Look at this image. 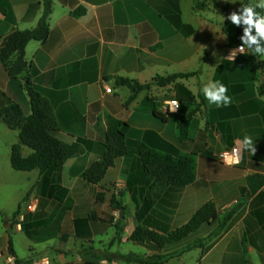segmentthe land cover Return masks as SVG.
Instances as JSON below:
<instances>
[{
	"label": "crops",
	"instance_id": "crops-1",
	"mask_svg": "<svg viewBox=\"0 0 264 264\" xmlns=\"http://www.w3.org/2000/svg\"><path fill=\"white\" fill-rule=\"evenodd\" d=\"M245 1L51 0L48 38L25 50L30 72L11 78L8 65L0 63V103L19 104L29 115L28 77L53 108L58 125L53 135L80 144L83 152L59 173L15 171L11 151L19 131L0 122V264H17L7 259L10 242L18 264L41 257L52 264H140L125 261L128 255H171L165 264H264V56L255 59L247 47L243 53L229 47L223 31ZM44 9L45 0H0V39L34 29ZM258 44L264 49V38ZM190 73L197 75L136 93L117 82L145 85ZM210 80L227 87L229 106L217 107L204 97L202 87ZM177 85L195 96L194 106L184 91L177 93ZM177 97L181 107L168 113L163 103ZM148 100L165 119L143 108ZM111 119L128 125L132 146L193 157L195 181L168 186L157 196L155 178L141 157L131 154L119 158L99 184L88 183L84 172L102 159ZM186 123L187 137L181 139L179 127ZM245 136L253 140L255 153L242 151L236 166L221 163L218 155ZM22 153L29 157L33 150L23 146ZM31 197L39 199L38 207L25 214L19 230L16 213ZM209 203L218 219L178 244L159 250L130 239L139 225L168 235ZM233 211L222 228L220 221Z\"/></svg>",
	"mask_w": 264,
	"mask_h": 264
},
{
	"label": "trees",
	"instance_id": "trees-1",
	"mask_svg": "<svg viewBox=\"0 0 264 264\" xmlns=\"http://www.w3.org/2000/svg\"><path fill=\"white\" fill-rule=\"evenodd\" d=\"M251 6L256 13L257 19L264 17V7L260 4L255 5L250 0H246L242 10L237 13L243 16L244 8ZM52 13L51 0H45V9L43 16L37 26L31 30H14L0 39V63L8 65V74L11 78H17L30 72V65L25 59V50L32 41L44 42L49 36V19ZM81 12H77L79 15ZM248 26L241 21L240 24L233 23L228 19L223 25V31L228 37L229 47L244 46L247 47L253 58L257 59L255 49L257 45L251 48L245 43V29ZM251 35L256 36L255 28L251 30ZM258 43L262 38L257 37ZM12 60V61H11ZM11 61V62H10ZM10 62V63H9ZM197 73L176 74L168 77H157L149 84H139L124 78H117L120 86H126L133 92L149 90L151 86H167L175 83L179 79H187L196 76ZM30 101V114L26 115L23 108L14 102L0 103V122L4 123L11 130L19 131V143L12 147L11 165L15 171L31 172L39 170L40 173L57 172L59 173L65 163L83 152L80 144L68 145L58 140L53 131L57 129V119L49 101L32 87L30 79L26 77L24 86ZM177 93L184 91L189 98V103L194 106L195 96L182 85L176 86ZM204 102V97H202ZM180 103L182 99L176 98ZM150 105L143 107L159 118L165 119V115L158 111L157 105L153 100H148ZM194 114V113H193ZM128 125L111 119L108 122V130L104 137L105 153L100 161L93 162L84 172V179L91 184H99L105 177L107 171L112 168L119 158L136 154L141 157L144 170L155 178L154 186L159 196L168 186L183 187L195 181L196 161L193 157H179L162 154L149 150L145 146H132L127 141L126 128ZM181 139L187 137L188 123L179 127ZM23 146L33 150L29 157H24L22 153ZM28 198H26L27 200ZM113 206L120 210L121 204L113 200ZM19 210L16 213H19ZM234 211L227 214L221 221V227L224 228L234 215ZM218 219V213L214 204L209 203L200 208L184 226L175 229L168 235H160L148 230L143 226H138L130 237L131 241L140 245L154 244L157 249L162 250L166 245L178 244L186 240L190 235L199 231L205 225ZM9 251L12 255L14 250L10 242ZM171 255H154L151 257L140 258L134 255L124 256L127 262H136L140 264H165ZM16 263H20L16 260ZM31 262L27 263L30 264Z\"/></svg>",
	"mask_w": 264,
	"mask_h": 264
},
{
	"label": "clouds",
	"instance_id": "clouds-1",
	"mask_svg": "<svg viewBox=\"0 0 264 264\" xmlns=\"http://www.w3.org/2000/svg\"><path fill=\"white\" fill-rule=\"evenodd\" d=\"M264 7V5H261ZM258 13L254 11L251 6L244 8L243 16H238L233 13L229 19L235 23L240 24L243 21L248 27L245 29V43L251 48L252 45H257L255 49V54L264 56V49H261L258 44L259 38H264V17L257 19ZM222 19H224L222 17ZM255 28L256 36L251 35L252 28ZM240 52L243 53V47L240 48ZM235 51L232 52L230 56L227 57L228 60L234 61ZM202 92L204 97L208 100L210 104H215L217 107H227L231 104V97L227 94V87L220 81H208L202 87ZM179 101L169 102V107L172 112H175L179 108ZM244 150L250 151L252 154L255 153L256 148L254 146L253 140L249 136H245L241 142H239L238 148L234 149L231 156L225 154L224 162L229 165L238 164L240 162V153Z\"/></svg>",
	"mask_w": 264,
	"mask_h": 264
},
{
	"label": "built area",
	"instance_id": "built-area-1",
	"mask_svg": "<svg viewBox=\"0 0 264 264\" xmlns=\"http://www.w3.org/2000/svg\"><path fill=\"white\" fill-rule=\"evenodd\" d=\"M241 47H243V49L245 50V47H244V46H238V47H237V50H238L239 52H240V48H241ZM107 92L111 93V89H107ZM174 100H175V101H178L177 99H171V100L166 101V102L163 103V104H164V108H165V110H166L168 113H169V112H172L171 109L168 108V107H169V102L174 101ZM179 105H180V106H179V108H180V107H181L180 102H179ZM179 108H178L177 110H179ZM177 110H176V111H177ZM237 148H238V146H234V147H232V148H230V149H226V150L222 151V152L218 155V160H219L221 163H223V164H225V165H227V166H236V165H239L240 162H241V159H242V152L240 153V162H239L238 164L229 165V164H226V163L224 162L225 154H228L229 156H231V155L233 154V152H234V149H237ZM38 204H39V199H38L37 197H31V198L28 199V201H27L25 204H23L24 209L22 210V208H21L20 211H19V213H18L17 216H16V224H15V225H16V228H17V229H19V230L22 229V224H23V222H24L25 214H26V213H32V212H35L36 209H37V207H38ZM3 258H4V253H3V252H0V259H3ZM7 259H8V261L11 262V263H15V262H16L14 256L11 255V254H9V255L7 256ZM31 264H52V262H51V260H50L49 258H47V257H41L40 259H38V260L32 262Z\"/></svg>",
	"mask_w": 264,
	"mask_h": 264
},
{
	"label": "rangeland",
	"instance_id": "rangeland-1",
	"mask_svg": "<svg viewBox=\"0 0 264 264\" xmlns=\"http://www.w3.org/2000/svg\"><path fill=\"white\" fill-rule=\"evenodd\" d=\"M1 126H5V125H3V123H1ZM27 201H28V199L27 200L25 199L24 202H23V204H25ZM23 204L21 205L22 210L24 209Z\"/></svg>",
	"mask_w": 264,
	"mask_h": 264
},
{
	"label": "water",
	"instance_id": "water-1",
	"mask_svg": "<svg viewBox=\"0 0 264 264\" xmlns=\"http://www.w3.org/2000/svg\"><path fill=\"white\" fill-rule=\"evenodd\" d=\"M121 217H122V218L124 217V212H123V210H122V212H121Z\"/></svg>",
	"mask_w": 264,
	"mask_h": 264
}]
</instances>
